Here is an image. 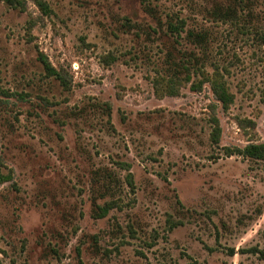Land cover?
Here are the masks:
<instances>
[{
	"label": "rangeland",
	"instance_id": "374dc122",
	"mask_svg": "<svg viewBox=\"0 0 264 264\" xmlns=\"http://www.w3.org/2000/svg\"><path fill=\"white\" fill-rule=\"evenodd\" d=\"M43 1L0 0V264H264L240 253L264 250V163L224 155L264 142V1ZM190 54L227 110L209 83L166 94Z\"/></svg>",
	"mask_w": 264,
	"mask_h": 264
},
{
	"label": "trees",
	"instance_id": "16d2710c",
	"mask_svg": "<svg viewBox=\"0 0 264 264\" xmlns=\"http://www.w3.org/2000/svg\"><path fill=\"white\" fill-rule=\"evenodd\" d=\"M6 4L13 8H24V0H3ZM264 1V0H260ZM37 6L41 10L44 15H49L51 13V9L49 5L43 0H35ZM150 14L152 11L149 9ZM180 27L178 24L168 23L167 32L173 34L172 36H181L180 34L184 31V23ZM191 44L195 45V47H203L207 43L208 36L204 32H195V31H187L185 37ZM187 54V53H183ZM39 60L44 66L47 74L49 76H53L56 78H60L59 72L50 64L48 59L44 55L39 56ZM204 60L200 57L195 56L194 54L183 56L179 62V65L175 66L174 69L170 68V75H167L166 79V94L169 96H176L179 94V87L183 84H191V90L195 92H199L203 89L206 83H209L211 86V90L217 100V102L221 105L223 110H227L235 100L234 95L230 92V88L227 83L223 79V75L214 74L211 77L204 76ZM213 131L211 134V140L213 144L220 143L222 128L220 122L217 117H213ZM224 155L226 157L231 156H240L245 159H249L256 162L264 163V142L262 143H249L243 147H226L224 148ZM11 179L10 175L2 176L0 175V185L9 181ZM127 182L131 188H134V182L132 178V174H127ZM95 208L97 209L96 218L104 219L108 216L109 212L116 208L114 203L108 202L103 206L97 205L95 203ZM208 251H213L212 248L206 247ZM241 254H251L254 256H258V258L264 261V250L259 247H250L248 249H241ZM227 254L230 257L235 256L236 249L229 248L227 250ZM78 256H80V249H78ZM78 264H83V261L79 258ZM192 264H198L194 262Z\"/></svg>",
	"mask_w": 264,
	"mask_h": 264
}]
</instances>
